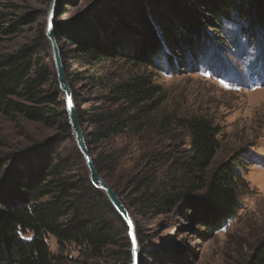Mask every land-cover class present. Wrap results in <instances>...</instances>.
<instances>
[{"label":"trees","instance_id":"16d2710c","mask_svg":"<svg viewBox=\"0 0 264 264\" xmlns=\"http://www.w3.org/2000/svg\"><path fill=\"white\" fill-rule=\"evenodd\" d=\"M135 2L146 39L137 49L79 25L56 24L69 80L74 78L66 63L69 58H87L94 64L89 78L96 93L87 98L73 88L84 135L97 169L121 197L125 191L115 172L125 147L114 146L113 141L127 138L130 147L136 142L137 149L146 152L138 162L143 171L134 181L136 196L125 201L129 209L177 210L186 216L193 209L206 228L202 233L211 235L239 215L243 197L250 193L242 172L248 165L246 154L238 150L217 161L223 135L220 123L207 114L160 112L166 97L153 72L166 70L167 65L174 70L173 62L169 59L164 65L165 45L148 18L145 3ZM208 2L221 29L230 21L250 38L264 36V0ZM178 3L185 14L180 22L192 21V32L185 26L192 42L190 52L206 51L211 39L201 22L205 13L192 0ZM188 4L196 8L187 9ZM43 39L45 44L29 43L0 55V114L59 126L62 141H70L80 162L81 173H74L71 160L56 150L60 140L6 153L0 163V264H60L63 255L52 251L49 236L55 237L60 251L76 244L90 257L127 247L131 263L128 227L107 195L91 182L68 121L51 48ZM63 41L72 46L67 52ZM115 60L122 71L107 70V64ZM153 131L158 137L170 136L163 150L153 151ZM177 131L186 132L188 148L174 137ZM248 264H264V239L252 250Z\"/></svg>","mask_w":264,"mask_h":264},{"label":"rangeland","instance_id":"374dc122","mask_svg":"<svg viewBox=\"0 0 264 264\" xmlns=\"http://www.w3.org/2000/svg\"><path fill=\"white\" fill-rule=\"evenodd\" d=\"M51 1L0 2V55L29 43L45 44L44 37L50 46L45 28ZM136 1L145 3L148 18L165 45L168 56L164 65L169 59L173 62L174 70L167 65L166 70L153 72L166 97L160 112L207 114L220 123L223 135L216 160L243 150L248 165L242 172L250 187L239 215L211 235L202 233L206 228L193 209L187 211V216L177 210L144 212L139 206L131 210L125 201L136 196L134 181L143 171L138 162L145 158L146 152L138 150L136 142L132 148L129 139L116 138L114 146L125 148L115 177L125 191L124 197L119 196L135 218L141 264H248L252 250L264 239V36L250 38L238 23L230 21L221 29L208 8L209 0H192L205 13L201 22L211 41L206 51L191 53L192 42L185 26L192 32V21L188 18L180 22L185 14L178 9L179 0ZM135 3V0H59L57 23H67L68 27L79 25L137 49L146 39L144 20L138 16ZM62 5L64 14L59 15ZM193 5L188 4L187 9L196 8ZM170 33L177 34L174 37ZM62 44L66 52L72 47L64 41ZM66 63L74 77L69 80L72 89L87 98L96 93L89 78L94 64L87 58H69ZM107 65L110 72L123 69L118 60ZM174 137L186 143L185 148L189 147L186 132L177 131ZM54 139L60 140L55 147L58 153L71 160L73 172L79 175L80 162L70 141H62L59 126L0 114L1 164L6 153ZM170 141V136L158 137L153 131V151L163 150ZM155 170L153 163V174ZM48 242L52 251L63 255L60 264H131L127 247L112 248L102 257H90L76 244L60 251L54 236H49Z\"/></svg>","mask_w":264,"mask_h":264},{"label":"water","instance_id":"95a60500","mask_svg":"<svg viewBox=\"0 0 264 264\" xmlns=\"http://www.w3.org/2000/svg\"><path fill=\"white\" fill-rule=\"evenodd\" d=\"M59 0H52L47 15V23L45 28V34L49 40L52 58L56 68L57 79L61 89V97L65 102L66 111L68 114V121L71 127V131L74 135L76 144L85 160V165L89 172V177L93 185L102 190L112 203L116 211L122 217L128 227V235L131 243V264H141V253L139 240L136 233L135 219L130 210L125 206L116 190L109 184V182L101 175L97 169L88 143H86V136L84 135L83 125L80 121L76 100L74 97L73 89L70 85L69 77L65 68L62 49L58 41L56 24H57V11ZM71 98L72 106L69 107L68 99Z\"/></svg>","mask_w":264,"mask_h":264},{"label":"snow or ice","instance_id":"6c2138e0","mask_svg":"<svg viewBox=\"0 0 264 264\" xmlns=\"http://www.w3.org/2000/svg\"><path fill=\"white\" fill-rule=\"evenodd\" d=\"M68 104H69V107L72 106V101H71V98H70V97H69V99H68Z\"/></svg>","mask_w":264,"mask_h":264}]
</instances>
